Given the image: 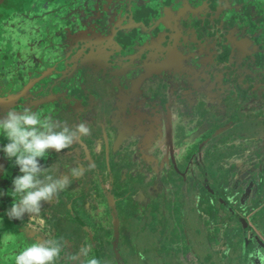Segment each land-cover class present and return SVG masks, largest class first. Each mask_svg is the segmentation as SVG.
Here are the masks:
<instances>
[{"label": "flooded vegetation", "instance_id": "flooded-vegetation-1", "mask_svg": "<svg viewBox=\"0 0 264 264\" xmlns=\"http://www.w3.org/2000/svg\"><path fill=\"white\" fill-rule=\"evenodd\" d=\"M159 1L111 0L107 5L112 17L117 10L128 15L125 26L130 31L124 35L127 34L126 42L130 40V44L124 53L126 59L118 62L110 76L105 75L103 69L109 65L107 57L114 53L119 59L117 50L119 52L121 47L116 43L117 30L114 29L118 23L100 22L103 31L85 34L82 49L73 54L75 60L82 56L83 69L78 72L77 67L69 65L61 74L66 79L60 81L62 77L54 76L63 40L58 41L60 32L55 29L56 17H64L54 13L59 7L58 0L46 2L47 6L34 0H0L7 6H0V29L6 39L4 44L0 43V118L9 110L21 112L28 108L62 126L74 128L86 121L89 128V134L70 148L60 154L52 152L41 160L49 174L57 178H62L73 167L82 171L64 192L51 203L42 205L41 216L47 224L44 232L32 230L33 221L28 215L22 220L9 219L5 213L11 207L12 198L8 195L0 198V264H13L12 257L25 244L52 237L62 239L64 251L76 255L74 264H83L78 255L82 246H90L92 254L100 261L104 251L106 260L110 256L116 258L115 264H125L120 253L121 243L131 231L120 218L118 201L129 207L127 211H134L137 195L156 200L148 211L144 210V217L152 219L155 211L162 208L161 196L171 199L169 205L175 202L170 211H210L205 206L199 207L203 196L209 199L210 206L229 199L224 211H246V202L257 195V187L264 183V0H253V4L240 0L232 5L223 0H164L159 6L163 17L153 20L150 16L147 21L139 17L129 19L133 13L140 15L151 10ZM185 1L189 2L184 4ZM196 1L198 4L193 6ZM180 9L186 12L182 14ZM14 18L17 28L12 23ZM46 19L43 32L34 28L35 34H32L33 29L27 32L22 29L27 22L37 26ZM233 20L237 22L234 27ZM244 21L248 29L240 27ZM162 23L172 27V31H161ZM82 25L85 27L82 31H91L88 27L92 24L88 20ZM151 29H156L152 35ZM167 32L169 38L165 35ZM14 34L24 43L27 35L32 38L25 46L14 50L11 42ZM107 37L111 40L106 41ZM94 53L98 55L95 57ZM70 60L71 57L66 62ZM92 61L97 65L92 66ZM146 131L159 142L156 150L149 152L139 145L138 134ZM181 135L195 136L191 142L189 140L188 163L192 155H203L197 175L184 169L179 171L177 156L184 148L179 146ZM235 139L240 145L246 143L253 149L251 159L257 161L253 163L252 172L259 170L253 179L257 185L254 182L246 185L242 162H234L229 167L224 168L223 164L219 168L220 177L215 178L219 179V187L212 188L208 159L225 162L233 147L229 140ZM6 142L0 137V146ZM164 144L168 158L164 155V160L159 161L161 168L157 162L154 165L150 157L159 156L163 152L160 146ZM114 170L118 176L120 172L123 175L125 194L120 196L116 188L121 191V186L111 177ZM162 173L166 176L160 177ZM17 175L18 167L0 153V190L11 191L12 180ZM94 178L101 181L97 188L100 199L96 196L92 207L90 203L80 202L75 210L73 201L67 200L66 195L74 194V198L81 201L83 188L87 187V193L88 186L93 187ZM160 178L164 183L162 188L158 184ZM59 204L64 206V211H56ZM99 206L102 209L94 208ZM163 211L169 210L164 208ZM93 213L99 215L97 220ZM83 217L93 219L96 232H90ZM65 218L69 222L77 220L83 226L81 247L72 241L73 231L64 225ZM159 220L163 222L158 219L157 224ZM146 224L151 227L150 222ZM151 229L147 243L165 246L167 234L157 229H152V234Z\"/></svg>", "mask_w": 264, "mask_h": 264}, {"label": "rangeland", "instance_id": "rangeland-1", "mask_svg": "<svg viewBox=\"0 0 264 264\" xmlns=\"http://www.w3.org/2000/svg\"><path fill=\"white\" fill-rule=\"evenodd\" d=\"M34 1L41 2L42 4H45V5H46V2L49 3V1H47V0H34ZM233 3H234V1L231 2L230 5H232ZM71 10H72L71 8H59V9H56L54 11V13H57L58 15H61V16H69L71 14ZM47 20L48 19L43 20L40 24H37V26L29 24V22H27L26 25L23 26L22 29L26 32L30 29H33L32 34H35L34 28L39 29V31L43 32V28H44L45 24H47V22L44 23V21H47ZM249 21H250V19H249ZM232 22L234 23V24L232 23L233 27L237 25V22L235 20H233ZM250 22L255 23L256 21L253 19ZM12 23H15L16 28L18 27V24L16 22V18L13 19ZM246 26H247L246 21L243 22V25H240L241 28L245 27L244 29H248V26L247 27ZM15 35L16 34H14L13 40L11 41V42H13V49L14 50L19 49L20 46L22 48L23 46L26 45V42L31 40V38H32L31 36L27 35L25 37V43H24L22 40L18 41L17 38L15 37ZM12 36H13V34H12ZM21 36H24V35L21 34ZM2 37H3V31L0 29V43L4 44L6 39H5V37H3V38ZM54 76L59 77V75H54ZM64 78L65 77H62V79H64ZM199 88H200V85H199ZM188 93L190 94L192 92L190 91ZM144 122L146 123L147 119H145ZM136 135H137V133H136ZM138 135H139V138L141 139L139 145L142 146V148L144 150L150 152V151L156 150L158 148V145H156V144H159V142H155L156 137L154 139L152 136H150L149 132L147 133V131H146V132H143L141 135L140 134H138ZM194 138H195V136L188 138L187 136L181 135V138L179 139V146L184 147L183 150L180 151V155L177 156V158L179 159V171H180V173L182 172L183 169L185 172L188 171V173L190 172V173H193L195 175H197L199 173V161L201 160L203 155L200 154L199 157H195V155H192L191 159H190L191 162L188 163L186 161V158H187L186 156H188L187 151L190 148L189 140L191 142V140H193ZM235 140H233V141L229 140L231 143L229 145L233 146V147H232L231 151L227 153L225 162L223 160L218 161V159H216V161L213 164L214 167L212 166L213 167L212 170L217 169L216 175H217V177H220L219 168L223 164H224L223 165L224 168H226V167L231 166V163L242 162V171H243L245 177H247V179H246L247 184L246 185L249 186L251 183H253V182L255 183V181H253V179L255 178L256 174L259 171V170L258 171L256 170V171L252 172L253 168L255 167V165L253 163H254V161H257V160L251 159V154H252L251 150H253V149L249 146V144L244 143V144L240 145V143H238L240 141L239 140L235 141ZM195 141H196V139H195ZM234 145H236V146L234 147ZM160 148L163 149V152L160 153L159 156H156L158 159L156 157H154L153 155L150 158L153 159L152 162L154 165L157 162V164L161 167V165L159 164V161L164 160V155L166 158H168V156L166 154L168 149L166 148L165 144L163 146H160ZM203 154L205 155V153H203ZM211 158L212 157H210L208 160L212 161L213 158L212 159ZM160 167L158 168L159 170H160ZM158 169L156 168L157 172H159ZM210 170H211V168L208 171H210ZM121 173L122 172H120L119 176H118L117 171H115V170L113 173H111V177L114 178V180L116 182H119V184L121 186V187H119V189H121V191H119L116 188L117 196H120L121 194H125L124 185L122 183L123 175H121ZM185 174L187 175V173H185ZM161 175L166 176V174H163V173L160 174V177H162ZM161 181L162 180L160 178L158 180V184H160L159 187L162 188L164 183ZM92 184H93V187L91 186V184H90V186H88L89 189H88L87 193H86L87 187L85 186L83 188V191L81 192L82 195L80 196V198L82 199L81 201L78 199H75L74 194L66 195L67 200L73 201L72 205L74 206L75 210L77 209V206L80 202L84 205H85V202L90 203V204H92L90 207H92V206H95L94 202H95L96 196L99 197V199H100V195L98 194V190H97L98 186H100V184H101L100 179L98 178V181H97L96 178H94ZM255 185H257V184L255 183ZM108 188H110V186H108ZM93 189L96 191L97 194L93 191ZM155 193H158V191L156 190ZM204 197H206V196H204ZM136 198H137V200H136ZM136 198H135V203H134L135 208L133 209L134 211H127V209H129V207L124 205L122 203V201H118V210H119L120 218L122 219L124 226L129 231H131V233L128 232L130 235L127 236V238H124V240L121 243L122 247H121L120 253H121L122 259L125 261L124 262L125 264H157L156 261L158 258L154 256V254L151 250H149V252H148L147 245L150 244V243H147V239L149 238L148 234L150 233L149 228H152L155 230L157 229L160 233L164 232L165 234H167L168 242L166 243V245L168 246V248H171L172 251L171 252H169L170 250H168V251L166 250V251L169 252L171 257L174 258L173 263L176 262V264L183 263L184 257L178 256L177 253L179 252V248L181 249V246L183 247L184 245H186L184 243L187 241H188V244L191 242L193 250H195L197 259H200L201 261L204 260L207 256V254H205V248L207 245L212 246V249H216V252H214L216 256H218L217 251H219V253H222L226 249V245L229 246L230 248H233L234 245H235V247L239 245L238 251H240V248H241L240 247L241 246L240 238L245 235V231H244L243 227L239 223H236L238 221L235 218L234 219L232 218L231 220H225L226 224L228 226L223 225L224 219L227 216L231 217L230 213H232L233 211H224L223 208L221 210V208H217L215 206H212L211 209H215L216 211H214V210L200 211L198 214H196V215L194 214L193 216L189 217V211H170L171 205L172 204H173V206L176 205L175 202L172 201V204L169 205L171 202V199L166 198L164 196H161V198L159 200L162 201L161 202L162 208L158 209V211H155V213L152 216V219H146L144 217L146 214V212L144 211L145 208H146V211H148L150 206L153 203H156L155 202L156 200L144 199L143 194L137 195ZM196 203H197V201H196ZM201 204H202V202H201ZM204 206L207 208L210 207L209 204L204 205ZM63 207H64L63 205L59 204L57 206L56 211H58V212L64 211ZM105 207H106V209L109 208L108 203H106ZM94 208L102 209L101 206L94 207ZM164 208L168 209L169 211H163ZM66 209H67V206L65 204V210ZM91 210L92 209H90V211ZM257 212L258 211L256 210L255 213H257ZM240 213H241V215H243L244 219L245 218L248 219L250 227H252V228L255 227L254 226L255 223L253 220H256L259 218L258 214H255L256 215L255 216L253 213H251L249 216H247L248 215L247 211H245V215L242 212H240ZM61 214L62 213H60V215ZM71 214L72 213L70 211V215ZM93 216H94L95 220H97L99 218L98 217L99 215H97V213L96 214L93 213ZM176 216H177V218H176ZM130 217H132V219H130ZM83 219L88 224V228H90V232L91 231L96 232V226L93 222V219H86L84 217H83ZM158 219H163V222L161 220H159V224H157ZM183 219L186 221H190L192 219H195V220L190 221L188 224L185 223V227H182L180 222L182 223ZM132 220H134V223L130 224L129 221H132ZM258 220L261 221V219H258ZM58 221H62V220H58ZM64 221H66L64 223V225L66 224L73 231V233H71V235H72V241L74 242L75 246L81 247V245H82L81 238H82V235H84V233H85L83 226L81 227V224L77 220H74V219H71V222H69L68 218H65ZM149 222L151 223V227L146 226L147 225L146 223H149ZM133 224H134V227L132 226ZM62 225L63 224L59 225V228L61 230H63ZM152 229H151V231H152ZM182 232H183V235H182ZM78 234H79V237H78ZM152 234H153V231H152ZM184 234L186 236H184ZM183 236H184L185 242H184V240L182 241ZM89 237H90V239H92L91 236H89ZM258 239H259L260 243H257V246L264 248V239H262V238L261 239L258 238ZM170 241H172V242H170ZM171 243H173V244H171ZM169 244H171V245H169ZM163 245H164L163 243H160V246L158 245L159 247L157 249L164 248ZM185 247H187V246H185ZM158 253H159V251H158ZM245 253H247V250ZM105 254L106 253H104V251L101 252V257H102V259L100 261L101 264H115L116 258H112L109 256V259L106 260V258L104 257ZM166 255H168V253ZM160 256H165V255L162 254ZM166 257L165 258L161 257V259L168 260L169 258H166ZM219 258H220V255H219ZM237 258L238 257H236V255H234L233 259L238 260ZM244 259H245L244 263H247L248 262L247 261V254H244L243 261H244ZM227 264H233L232 260L230 262H228ZM256 264H259V262H256Z\"/></svg>", "mask_w": 264, "mask_h": 264}, {"label": "clouds", "instance_id": "clouds-1", "mask_svg": "<svg viewBox=\"0 0 264 264\" xmlns=\"http://www.w3.org/2000/svg\"><path fill=\"white\" fill-rule=\"evenodd\" d=\"M86 124L85 121L74 128L62 126L28 108L21 112L9 110L0 118V137L7 141L0 146V153L13 161L19 170V175L12 180L11 191L0 190V198L8 195L13 201L5 213L9 219L22 220L28 215L33 221L34 232L47 229L41 216L42 205L51 203L59 193L64 192L72 180L82 175V171L73 167L68 170L67 176L57 178L49 174L41 160L52 152L60 154L79 138L87 136L89 128ZM246 254L248 264H264V248L255 246ZM78 255L83 264H101L92 254L90 246H82ZM62 259L63 264H74L76 255L65 252L62 239L55 237L43 241L35 239L12 257L13 264H60Z\"/></svg>", "mask_w": 264, "mask_h": 264}, {"label": "water", "instance_id": "water-1", "mask_svg": "<svg viewBox=\"0 0 264 264\" xmlns=\"http://www.w3.org/2000/svg\"><path fill=\"white\" fill-rule=\"evenodd\" d=\"M50 1V0H47ZM214 0H212L213 2ZM2 2V1H1ZM0 2V6L3 7H7L6 5H3V3ZM187 4L189 1H185ZM111 0H58V3L56 5H59L58 8H71V14L69 16H64L63 18H59L56 17V21H57V25L55 27V29L60 32L57 35V39L58 41L62 40V44L60 45V54L57 53V57L56 59L58 60L56 63V75H59V77L61 78L63 74V70L64 68L68 67L69 65H74V68H78V72L80 70L83 69V62L81 60L82 56L79 55L77 57V59H73V54L75 51L80 52V50L82 49L83 43V36L85 34H89L90 32H102L103 31V26L101 24H99L100 22H105L111 24L113 21H115V23L117 22V28L116 26H114V29H116V43L121 47V50H117L119 59H116L115 54L113 53L112 55H110L109 57H107V60L109 62V65L104 68V73L107 76L111 75V71L118 66V62L120 60H125V51L127 50V45L130 44V40L128 41V43L126 42V35H124V32H128L130 31V28L125 26V24L128 21V15L124 14L125 12L122 10H113L116 12V16L110 15V6H108L107 4H110ZM164 4V0H161L159 2H156V4L150 9H147L143 12H141L140 15H138L137 13H133V15H131L130 18L134 17V18H142V20H150V16L153 17V20H156L158 18H160V16L163 17L164 12L162 9H160V5ZM196 4H198V2L196 1V3H193V6H195ZM218 4V2H217ZM168 8V7H167ZM114 9V8H112ZM181 13L184 14L186 12V10L184 11L183 9H180ZM177 11V12H180ZM109 17H112V19H108ZM180 19V16H178ZM84 20H88V23L92 24V27H88L91 28V31H82L83 29H85V27L82 25V22ZM133 20V19H132ZM131 20V21H132ZM134 21V20H133ZM162 30L166 29L167 31L171 32L172 31V27H167L164 25V23H162ZM87 28V29H88ZM159 29V28H158ZM156 30V29H155ZM154 29L150 30V35L154 34L153 31H155ZM165 32V31H163ZM169 33H165V35H167L166 37L169 38L170 35H168ZM111 40L110 37H107V40ZM89 43V42H88ZM105 43V41L103 42ZM68 48V49H67ZM71 57V60L66 62L68 60V58ZM97 64L94 63V65L92 66H96ZM91 66V65H90ZM85 67H89L87 65H85ZM60 80H63L62 78ZM90 143H94L95 141H91L89 140ZM116 231V235L118 234V228L116 227L115 229Z\"/></svg>", "mask_w": 264, "mask_h": 264}, {"label": "trees", "instance_id": "trees-1", "mask_svg": "<svg viewBox=\"0 0 264 264\" xmlns=\"http://www.w3.org/2000/svg\"><path fill=\"white\" fill-rule=\"evenodd\" d=\"M223 1H225L227 3V5H230L231 2H233V1L234 2H238L240 0H223ZM247 1L250 4H253V0H247ZM216 174H217V172L214 171L213 175H216ZM213 175H211V176L213 177ZM223 201H224V203H222V204L220 203V205L216 204L217 208L220 207V208L224 209L225 202L227 204H229V199L224 198ZM201 202H202V204H201ZM209 202H210L209 199H206V197L203 196L200 199L199 207H204V205L209 204ZM258 205H259L258 201H256L254 207H257ZM212 206H213V204H211V206L209 207L210 211L211 210L216 211L215 209H211ZM253 209H254L253 206L248 207V209H247V214L248 215L247 216H249L251 213H253L254 215L255 214L259 215L258 219H261V221L258 220V219L253 220L255 224H258L260 226V229H258L257 232H256V230L254 228L250 227L248 219H246V218L244 219L243 215H241L240 212H242L245 215V211H238V212L237 211H233L232 213H230L231 217L227 216L224 219L223 225H225V226H228L226 224L225 220H231L232 218L233 219L235 218L238 221L236 223H239L243 227V229L245 231V235L240 238V241H241L240 242L241 243L240 251H238L239 245L236 246V247L234 245L233 248H230L229 246L226 245V249L222 253H219V251H217L218 252V254H217L218 256H216L215 253H214V252H216V249H212V246L207 245L206 248H205V254H207V256H206V258L204 260L201 261L200 259H197L195 250H193L191 242L189 244H188V241L185 242L184 236H186V235L184 234V236L182 237L183 238L182 241L184 240V242H185L184 244H186V245H184L183 247L181 246V249L179 248V252L177 253L178 256H183L184 257L183 263H180V264H227L231 260H232L233 264H248V262L244 263L245 259L243 261L244 254H246L245 253L246 250L247 251H252V249L255 246H257V243H260L258 238L264 239V210L263 211H258L257 213H255V211H252ZM199 212L200 211H189L191 216L194 215V214L196 215ZM176 218H177V216H176ZM189 222L190 221H186V220L183 219L182 223L180 222V224H181L182 227H185V223L188 224ZM182 235H183V232H182ZM170 242H172V241H170ZM165 246H164V248L157 250L158 246H156V245H154L152 243V245H149V247L148 246L147 247H148V252H149V250H151L153 252L154 256L158 258L157 261H156L157 264H176V262L173 263V259L174 258L171 257V255L169 254V252L172 251L171 248H168V246L167 247H165ZM185 246H187V247H185ZM166 250L167 251L170 250V251L167 252ZM157 251H159V253ZM167 253H168V255H166ZM162 254H164L165 256H160ZM219 255H220V258H219ZM234 255H236V257H238L237 258L238 260L233 259ZM161 257H163V258L166 257V258H169V259L165 260V259H161Z\"/></svg>", "mask_w": 264, "mask_h": 264}, {"label": "crops", "instance_id": "crops-1", "mask_svg": "<svg viewBox=\"0 0 264 264\" xmlns=\"http://www.w3.org/2000/svg\"><path fill=\"white\" fill-rule=\"evenodd\" d=\"M17 1H22V0H17ZM31 1H33V0H31ZM95 55V57L98 55V53H94ZM92 56H93V54H92ZM89 57H91V54H89ZM94 63H95V61H92L91 62V64H93L94 65ZM100 69V68H99ZM215 160H216V158H213V160L212 161H209V166L211 165V170H212V168L214 167L213 166V164H214V162H215ZM213 166V167H212ZM210 168V167H209ZM213 172H214V170H212V171H209V176H210V178L212 177L211 175H213ZM67 174H68V172L65 174H63V177L64 176H67ZM234 174L233 172L232 173H230L229 174V177L230 178H232V175ZM217 176H215V175H213V177H212V179H211V182H209V185L211 186H213L212 188H215L216 186L217 187H219L218 185H219V179L218 180H216L215 178H216ZM210 178H209V180H210ZM216 180L215 182H214V185H213V180ZM263 182H264V180H263ZM264 183L263 184H261L260 186H258L257 187V192H256V196L254 197V198H250L247 202H246V209H248V207H250V206H253V211H263L264 210ZM256 201H258V206L257 207H254V205H255V202ZM185 203V202H184ZM183 203V204H184ZM213 206H215L214 204H213ZM215 207H217V206H215ZM219 208V207H218ZM221 210H222V208H221ZM247 211V210H246ZM189 216H191L190 215V213H189ZM193 216V215H192ZM192 220H195V219H192ZM192 220H190V221H192ZM254 226L255 227H253L255 230H256V232L258 231V229H260V226L258 225V224H254ZM259 226V227H258ZM171 244H173V243H171ZM171 244H169V245H171ZM165 247H167V245L165 246ZM183 257V256H182Z\"/></svg>", "mask_w": 264, "mask_h": 264}]
</instances>
